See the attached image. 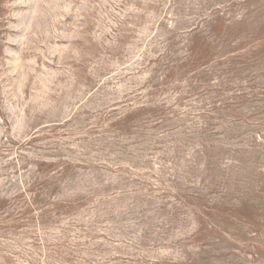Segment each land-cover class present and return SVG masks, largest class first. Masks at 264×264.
I'll list each match as a JSON object with an SVG mask.
<instances>
[{
	"label": "rangeland",
	"instance_id": "1",
	"mask_svg": "<svg viewBox=\"0 0 264 264\" xmlns=\"http://www.w3.org/2000/svg\"><path fill=\"white\" fill-rule=\"evenodd\" d=\"M0 264H264V0H0Z\"/></svg>",
	"mask_w": 264,
	"mask_h": 264
}]
</instances>
